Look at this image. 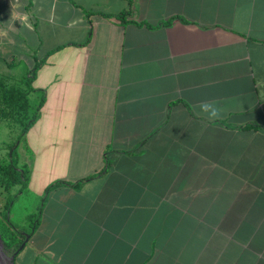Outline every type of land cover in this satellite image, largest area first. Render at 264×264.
I'll list each match as a JSON object with an SVG mask.
<instances>
[{
    "label": "crops",
    "instance_id": "1",
    "mask_svg": "<svg viewBox=\"0 0 264 264\" xmlns=\"http://www.w3.org/2000/svg\"><path fill=\"white\" fill-rule=\"evenodd\" d=\"M23 63L20 264H264V0H0V73Z\"/></svg>",
    "mask_w": 264,
    "mask_h": 264
},
{
    "label": "rangeland",
    "instance_id": "2",
    "mask_svg": "<svg viewBox=\"0 0 264 264\" xmlns=\"http://www.w3.org/2000/svg\"><path fill=\"white\" fill-rule=\"evenodd\" d=\"M25 64V63H23ZM30 65H18L17 70L12 71V73H0V76L4 79H8L7 81H10L14 84L15 87H22L26 88L23 80V76L26 73V70L28 69ZM40 99V95H38ZM38 100H35L32 105V109H36V106L38 105ZM31 109V110H32ZM13 112L14 116H9V113ZM33 112V111H32ZM31 113V111H30ZM24 112L17 106H9L6 102L5 92L0 96V167L3 163L9 160V151L11 145L14 144V142L18 139L19 134L21 133L22 125L19 123V121L16 119V117H23ZM27 115L25 114L24 118H26ZM30 117V116H28ZM18 155L15 154L14 156L19 159V162H17L18 166L20 168H24L22 162L26 161L29 165L34 162L35 155L26 151L24 142L21 143ZM20 158H23L22 160ZM21 160V161H20ZM24 162V164L26 163ZM1 173V171H0ZM1 178V174H0ZM21 185H15L12 187L11 190H6L5 186L0 183V213L3 211L4 205L7 201V199L11 196H15L18 190L20 189ZM43 197L42 196H36L32 194L31 192L27 191V189L23 190V193L19 194L15 197V203L11 207L9 211V219L10 222L15 225L18 229L22 230V233L28 234L33 229V226L35 223H37L41 219L40 214V206L42 205ZM30 215H33L31 218ZM0 218L1 214H0ZM2 230V225L0 223V234L1 238L3 240V243L6 247L7 254L9 260L12 261V256L16 253L19 247L12 246L9 244V239L4 236ZM10 235V233H8ZM29 245V244H28ZM0 251H2V243L0 240ZM20 252V251H19ZM16 254V264H20V260L23 256V253ZM0 259L3 260V256L1 254Z\"/></svg>",
    "mask_w": 264,
    "mask_h": 264
},
{
    "label": "trees",
    "instance_id": "3",
    "mask_svg": "<svg viewBox=\"0 0 264 264\" xmlns=\"http://www.w3.org/2000/svg\"><path fill=\"white\" fill-rule=\"evenodd\" d=\"M126 14V12L121 13L118 15V17L125 21ZM41 65L42 63H37L23 76L26 88L15 87L13 83L7 81L8 79H4L0 76V96L5 92L7 105L13 107L17 106L24 112L23 117H16V119L22 125L21 133L19 134L18 139L10 147L9 160L3 163L0 167V183L5 186L6 190H11L15 185H21L16 195L11 196L7 199L3 211L0 213L2 217L0 218V223L2 225L1 232H3L4 236L9 239V244L16 247H19L26 239V234L22 233V230L18 229L10 222L9 211L15 203V197L23 193V190L27 189L28 187L30 167L28 164H24V168H20L17 164V162H19L18 156L15 157L14 155H18L17 152L20 143L25 139L26 134L31 126L38 120L42 106L44 105L46 100V93L44 90H42L43 95L40 102L36 106V109H32L33 105L32 101L29 98V94L31 91H36L32 83L36 78L37 72ZM25 114L27 115L26 118H24ZM10 115L14 116L13 112L9 113V116ZM91 178H93V176L88 177V179ZM60 182L68 183V181H56L48 186L47 192L50 191V189H52L53 187H56L58 184H60ZM39 210L40 214L42 215V205L40 206ZM30 217L32 218L33 215H30ZM40 222L41 219L34 224L33 229H36L39 226ZM33 231L34 230H31L29 232V235H32ZM8 233H10V235H8Z\"/></svg>",
    "mask_w": 264,
    "mask_h": 264
},
{
    "label": "clouds",
    "instance_id": "4",
    "mask_svg": "<svg viewBox=\"0 0 264 264\" xmlns=\"http://www.w3.org/2000/svg\"><path fill=\"white\" fill-rule=\"evenodd\" d=\"M13 18L20 19L23 26L27 27L28 29L32 28V25L28 23V16L27 15H18L13 13ZM197 107L201 110L202 113L206 115L208 120H215L220 117L222 109L216 106V102L212 101H205L201 102Z\"/></svg>",
    "mask_w": 264,
    "mask_h": 264
},
{
    "label": "flooded vegetation",
    "instance_id": "5",
    "mask_svg": "<svg viewBox=\"0 0 264 264\" xmlns=\"http://www.w3.org/2000/svg\"><path fill=\"white\" fill-rule=\"evenodd\" d=\"M0 240H1V243H2V251H0V256H1V254L3 256V262L0 261V264H11V260H9V258H8L7 250H6V247H5L4 243H3V240L2 239H0Z\"/></svg>",
    "mask_w": 264,
    "mask_h": 264
},
{
    "label": "water",
    "instance_id": "6",
    "mask_svg": "<svg viewBox=\"0 0 264 264\" xmlns=\"http://www.w3.org/2000/svg\"><path fill=\"white\" fill-rule=\"evenodd\" d=\"M29 237L30 235L26 234V239L22 242V244L19 246L18 250L16 251V253L12 256V261H11V264H14L15 263V258H16V254L24 248V246L26 245L27 241L29 240ZM0 239L1 238V234H0Z\"/></svg>",
    "mask_w": 264,
    "mask_h": 264
},
{
    "label": "bare ground",
    "instance_id": "7",
    "mask_svg": "<svg viewBox=\"0 0 264 264\" xmlns=\"http://www.w3.org/2000/svg\"><path fill=\"white\" fill-rule=\"evenodd\" d=\"M0 261H2V262H3V260H1V259H0Z\"/></svg>",
    "mask_w": 264,
    "mask_h": 264
}]
</instances>
